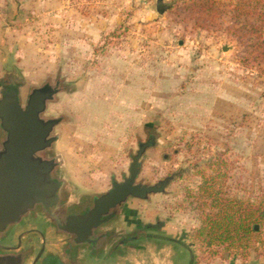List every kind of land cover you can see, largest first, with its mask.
Returning a JSON list of instances; mask_svg holds the SVG:
<instances>
[{"label": "rangeland", "instance_id": "374dc122", "mask_svg": "<svg viewBox=\"0 0 264 264\" xmlns=\"http://www.w3.org/2000/svg\"><path fill=\"white\" fill-rule=\"evenodd\" d=\"M3 1L0 82L11 72L24 99L46 79L65 81L45 114L66 116L53 151L67 163L73 194L127 176L150 129L154 146L140 158L136 182L167 185L148 200L129 198L116 228L159 222L160 233L189 244L193 264H264L258 240L227 252L191 234L201 216L196 187L222 170L206 163H227L231 196L264 200V62H250L246 47L264 18L256 2L239 12L241 0H224L219 26L202 30L176 0H162L170 5L163 13L158 0H12L22 15L12 22Z\"/></svg>", "mask_w": 264, "mask_h": 264}, {"label": "water", "instance_id": "95a60500", "mask_svg": "<svg viewBox=\"0 0 264 264\" xmlns=\"http://www.w3.org/2000/svg\"><path fill=\"white\" fill-rule=\"evenodd\" d=\"M170 5L157 1L158 13ZM19 84V83H17ZM63 91L61 79L45 80L40 86L31 87L23 101L20 88L14 85L0 91V128L4 138L0 143V230L18 223L22 217L41 205L48 214L56 206L57 191L64 181L51 179L55 168L62 164L61 155H52L53 146L60 134L55 131L65 122L63 115H46L49 103L56 101V94ZM153 142L139 143L131 157L128 175L121 181L112 179L110 187L94 199L92 210L69 219L68 224L58 228L71 236L89 237L92 230L119 213L120 207L129 199L148 200L149 196L163 193L168 179L156 184L136 182L140 158ZM86 240V239H85ZM0 264H11L7 255H0Z\"/></svg>", "mask_w": 264, "mask_h": 264}, {"label": "flooded vegetation", "instance_id": "af4514ba", "mask_svg": "<svg viewBox=\"0 0 264 264\" xmlns=\"http://www.w3.org/2000/svg\"><path fill=\"white\" fill-rule=\"evenodd\" d=\"M58 78V76L54 77L51 82ZM62 84L65 91L67 88L63 82ZM11 85L22 87L21 84H17L11 73H6L1 79L0 88H8ZM145 133L144 142H151L153 140L152 131L146 129ZM3 138L4 132L0 128V143ZM51 154L56 155L57 153L52 150ZM64 170H66L64 163L59 164L50 175L53 180L64 181L57 191L59 200L56 206L50 208L54 214L50 215L41 205H35L33 210L22 217L18 223L0 230V255L9 256L11 264H81L85 255L96 256L99 254L105 247V239L113 238L122 245L133 237L148 236L151 231L154 232L151 236L160 237L159 222L153 226L151 224L133 225L132 222L123 221L122 223L125 225L134 227L120 226L117 229L116 222L124 217L123 205L120 207L119 213L110 212L108 220L94 228L89 237L71 236L63 233L58 228V221L62 226L68 224L71 217L89 213L94 206V199L101 195L98 192L80 197L74 195L73 188L63 173Z\"/></svg>", "mask_w": 264, "mask_h": 264}, {"label": "trees", "instance_id": "16d2710c", "mask_svg": "<svg viewBox=\"0 0 264 264\" xmlns=\"http://www.w3.org/2000/svg\"><path fill=\"white\" fill-rule=\"evenodd\" d=\"M246 1L250 0H241L234 8L242 11ZM253 1L256 2V10L264 12V0ZM224 2V0L175 1L176 4L181 3L184 6V13L193 22L194 27L202 30H212L219 26V18L224 12ZM250 34L253 40L246 45L249 48L248 60L261 64L264 62V18L260 19ZM214 162L206 163L205 166L218 165L222 170L217 169L216 173L211 175L203 174L200 185L196 187L198 191L196 199L201 216L199 227L191 231L193 238L207 248H222L227 252L246 249L257 240L264 246V240L259 238L264 231V200L252 201L231 196L225 191L227 163ZM179 241L185 242L184 238Z\"/></svg>", "mask_w": 264, "mask_h": 264}, {"label": "crops", "instance_id": "0c3cea01", "mask_svg": "<svg viewBox=\"0 0 264 264\" xmlns=\"http://www.w3.org/2000/svg\"><path fill=\"white\" fill-rule=\"evenodd\" d=\"M4 1L2 3L3 6L7 8L5 9L6 18L11 22L12 19L16 21L21 19L22 15L21 12H19L20 9L17 10L18 5L16 4L14 6L12 0ZM70 39L71 38H69V40L67 41H64L63 47H61L64 51H71L72 41ZM1 40H3L2 37H0V44H2ZM58 77L65 85V81L63 80V78H61L60 76ZM19 84L23 85L22 82ZM62 92L66 93V89L65 91L63 90L59 93ZM59 93L56 94L55 102H57V95ZM63 116L65 117L66 121V116ZM58 154L61 155L62 158V154L59 152ZM62 161L67 167V163L65 162V160L62 159ZM112 179L115 178L111 176L110 183ZM110 183L105 189H94L93 191L102 194L109 189ZM159 235L160 237H153L151 236V234H149L148 236L133 237L131 238V240H128V242L122 243V245H120L121 243L117 242V240H114L113 238L105 239V247L99 252V254L96 256H91L88 254L85 255L81 264H193V252L189 245L187 246L185 242H181L179 241V239H174L173 237H169L168 235H164L162 233H160ZM227 264L238 263L231 261Z\"/></svg>", "mask_w": 264, "mask_h": 264}]
</instances>
